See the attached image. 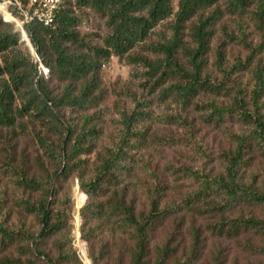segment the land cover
Returning <instances> with one entry per match:
<instances>
[{
	"label": "trees",
	"instance_id": "trees-1",
	"mask_svg": "<svg viewBox=\"0 0 264 264\" xmlns=\"http://www.w3.org/2000/svg\"><path fill=\"white\" fill-rule=\"evenodd\" d=\"M8 1L14 9L12 14L22 18L14 0ZM19 1L26 7L29 0ZM219 3L220 0H65L52 24L44 25L36 20L24 24L23 29L35 55L15 24L5 16L7 12L0 8V127L20 126L21 122L17 123V120L29 118L54 130L60 139L59 152L56 153L54 143L38 136L51 165L58 166L55 171L50 173L42 167L43 177L39 181L25 177L22 170L17 172L22 187L42 195L36 203L25 202V209L38 219L40 231L27 238L25 234L0 227L2 243L15 244L22 238L27 240V249L35 260H43L46 264H81L73 247L76 210L69 181L75 177L78 189L86 197L78 210L81 219L79 233L87 245L86 255L92 264H100L103 254L102 250L94 247V231L101 226L111 229L114 226L111 221L117 223V229L129 233L133 240L126 262L122 259L115 264H166L175 255L177 249L173 236L161 246L151 247L150 233L178 208L170 206L161 210L160 196L155 189L149 197L147 214L138 211L134 195H130L127 188H120L118 182L119 171L123 170L128 159L125 152L127 133L134 134L133 122L137 116L146 113L133 111L122 115L125 128L122 142L115 150H108L106 155L98 157L99 166L87 178L86 164L80 157L89 153L95 128L90 127L87 121L79 125L63 123L57 110L68 107L86 111L98 89L101 68L112 57L145 70L140 84L143 92L148 91L164 99L173 97L182 109L197 106L192 103L201 93H218L219 89H224L222 85H211L203 76L215 28L225 17L233 20L236 33H229L222 26L224 38L241 44L250 53L245 62L235 67L243 70L254 65L255 88L250 102L238 98L234 107L209 104L205 109L210 111L208 119L217 124L229 114H236L254 130L232 136L234 148L225 155V176L202 180L197 197L207 199L213 188L216 195L221 193L225 197L220 202H209L211 208L206 213L217 219L210 228L213 233L236 238L241 232L249 231L264 241V214L261 218L247 219L225 216L230 209L243 204L264 208V184L261 190L252 184L247 186L240 175L253 142L262 147L264 153V103L260 104L264 97V66L255 60L264 44L261 42L252 48L246 42L248 23L259 36L264 35V0H225L223 5ZM79 12H91L104 21L100 45L83 38L77 28ZM162 25L169 28L170 35L164 37L162 43L149 48L157 53L155 60L131 55L135 48L145 45ZM185 31H188L187 35ZM223 46L224 43L218 46L214 63L220 71H224ZM182 57L185 62L181 61ZM40 66L46 68L49 79L63 85L62 91L57 93L48 87V77L40 74ZM137 106L139 108L140 105ZM80 196L83 199V195ZM194 212L203 214L202 207H194ZM191 238L186 259L196 260L201 255L199 229L191 228ZM50 240L55 258L41 250L42 243ZM259 251L264 255V246ZM4 264L24 263L6 259ZM213 264H222L219 254L213 258Z\"/></svg>",
	"mask_w": 264,
	"mask_h": 264
},
{
	"label": "rangeland",
	"instance_id": "rangeland-1",
	"mask_svg": "<svg viewBox=\"0 0 264 264\" xmlns=\"http://www.w3.org/2000/svg\"><path fill=\"white\" fill-rule=\"evenodd\" d=\"M224 2L225 0H220L219 4L223 5ZM0 8L24 27L20 15L12 14L14 9L8 0H0ZM77 25L84 39L92 44H101L104 32V21L101 18L91 12H79ZM222 26L226 27L227 32L236 33L235 23L228 17L217 25L207 54L203 78L208 79L213 86H224V89H219L220 93H201L192 103L197 106L182 109L173 97L164 99L154 93L143 92L140 84L143 82L145 70L136 64L129 65L126 60L119 61L112 57L101 68L98 89L86 111L68 107L57 110L63 123L73 122L79 125L87 121L90 127L95 128L94 137L90 139L89 153L80 157V160L85 161L87 178L91 177L95 167L99 166L98 157L106 155L108 150H115L122 142L125 133L122 115H129L133 111L146 113L144 116H137L133 122L134 134L127 133L125 152L128 159L123 170L119 171L118 182L120 188H127L129 194L134 195L138 211L147 214L149 197L155 189L160 196L161 210H167L170 206L178 208L175 213L160 221L150 233L151 247L161 246L173 236L177 252L166 264H213V258L217 254L220 255L222 264H264V255L259 251L264 246V241L252 232H241L236 238H227L211 231L210 228L217 219L209 217L206 213L211 208L209 202H220L225 197L221 193L216 195L214 188L207 199L197 197L202 180L225 176V155L234 148L232 136L254 130L244 124L236 114H229V117H225L219 124L208 119L210 111L205 108L209 104L234 107L238 98L250 102L255 88L252 73L254 65L243 70L235 67L236 64L247 60L249 51L239 43L228 42L224 38ZM246 30V42L252 48L261 42L264 44V35L259 36L251 23H248ZM185 34L187 35L188 31H185ZM169 35L168 27H158L145 45L135 48L131 55L155 60L157 53L149 48L162 43L163 38H168ZM23 41L26 42L24 39ZM221 43H224V71L214 66L215 55ZM255 60H259L264 66V49L260 50ZM181 61L185 62V58L182 57ZM43 69L46 70L41 66L40 74L48 77V87L54 88L57 93L62 91L63 85L49 79L48 72L44 74ZM262 103L264 97L260 101V104ZM137 104L143 107L138 108ZM19 122L20 126L0 127V227L10 232H20L28 238L36 236L41 226L38 219L25 209V202L36 203L42 195L22 187L17 172L22 170L25 177L39 181L43 177L42 167L50 173L55 171L58 166L51 165L38 136L54 143L56 153L59 152L57 146L60 139L54 130L48 129L40 122L29 118L17 120V123ZM247 158L246 166L240 173L242 182L261 190L264 184L262 147L253 142ZM69 183L73 188L72 198L76 210L73 247L81 264H92L86 255L87 245L79 233L78 210L86 197L78 189L75 177H72ZM196 206L202 207L203 214L194 212ZM263 214L262 206L243 204L230 209L225 216L230 219H247L261 218ZM111 223L114 224L111 229L101 226L94 231V247L103 253L100 264H115L122 259L126 262L127 251L133 244L129 233L117 229V223ZM192 227L200 231L201 255L196 260L186 259L192 244ZM20 240H16L15 244L2 243L0 236V264H4L6 259L19 260L24 264H46L43 260H35L32 252L27 249V240ZM28 245L30 247V243ZM41 250L55 258L52 240L43 242Z\"/></svg>",
	"mask_w": 264,
	"mask_h": 264
},
{
	"label": "built area",
	"instance_id": "built-area-1",
	"mask_svg": "<svg viewBox=\"0 0 264 264\" xmlns=\"http://www.w3.org/2000/svg\"><path fill=\"white\" fill-rule=\"evenodd\" d=\"M64 2L65 0H29L27 6L23 7L19 0H14V5L22 16L23 24L36 20L50 25ZM43 73L46 74L47 70L43 69Z\"/></svg>",
	"mask_w": 264,
	"mask_h": 264
},
{
	"label": "water",
	"instance_id": "water-1",
	"mask_svg": "<svg viewBox=\"0 0 264 264\" xmlns=\"http://www.w3.org/2000/svg\"><path fill=\"white\" fill-rule=\"evenodd\" d=\"M15 25H16L17 27H19V29H20L19 31L21 32V37H22V39L26 40V43H27L28 47L31 49L32 53L35 55V53L33 52L32 47H31V45H30V43H29V41H28V38H27V36H26V33H25L23 27H21L20 24H19L16 20H15Z\"/></svg>",
	"mask_w": 264,
	"mask_h": 264
},
{
	"label": "bare ground",
	"instance_id": "bare-ground-1",
	"mask_svg": "<svg viewBox=\"0 0 264 264\" xmlns=\"http://www.w3.org/2000/svg\"><path fill=\"white\" fill-rule=\"evenodd\" d=\"M6 17L9 18L10 20H12V22L15 24V20L9 15V13H7ZM17 30H18V31L20 30L19 27H17ZM19 32H20V31H19ZM20 34H21V32H20ZM25 41H26V40H25ZM78 217H79V221H81L79 215H78Z\"/></svg>",
	"mask_w": 264,
	"mask_h": 264
}]
</instances>
